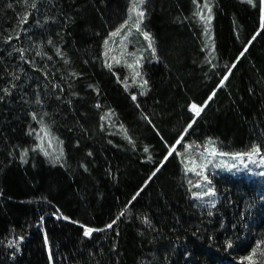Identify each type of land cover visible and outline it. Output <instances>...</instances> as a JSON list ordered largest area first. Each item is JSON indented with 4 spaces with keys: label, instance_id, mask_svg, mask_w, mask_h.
Instances as JSON below:
<instances>
[{
    "label": "trees",
    "instance_id": "1",
    "mask_svg": "<svg viewBox=\"0 0 264 264\" xmlns=\"http://www.w3.org/2000/svg\"><path fill=\"white\" fill-rule=\"evenodd\" d=\"M134 2L0 0V264H264V179L188 165L264 154V0Z\"/></svg>",
    "mask_w": 264,
    "mask_h": 264
},
{
    "label": "rangeland",
    "instance_id": "2",
    "mask_svg": "<svg viewBox=\"0 0 264 264\" xmlns=\"http://www.w3.org/2000/svg\"><path fill=\"white\" fill-rule=\"evenodd\" d=\"M141 4L140 0H135V2L131 5L130 13L135 14V17L138 15V11L140 10L138 8H140ZM140 12H143L142 6ZM137 22L138 23H135L134 26H136L135 30L138 31V26L141 25V22ZM143 36V39L147 41L148 35ZM130 39L131 36H128L127 38H123L122 41L127 42L130 41ZM131 42H133V46L140 48L143 55V48L140 43L134 41ZM121 44L122 43L114 40L111 44L110 53L115 56L113 64L125 66L126 64L132 62V54L127 55L125 48H123V45ZM153 54L155 53L153 52ZM141 58L139 59L140 61ZM194 151L195 153L193 154V159L188 163L189 171L198 176L201 181L197 182L196 185L198 187V191L193 195L203 204L213 203L215 200V193L213 192V186L211 183L213 180L211 178L217 174H231L233 176L243 177L247 180L264 179V154L260 152V148L258 147L250 152L230 154L219 151L213 142H208L203 146L197 147Z\"/></svg>",
    "mask_w": 264,
    "mask_h": 264
},
{
    "label": "snow or ice",
    "instance_id": "3",
    "mask_svg": "<svg viewBox=\"0 0 264 264\" xmlns=\"http://www.w3.org/2000/svg\"><path fill=\"white\" fill-rule=\"evenodd\" d=\"M142 2H143V0H141V3H142ZM134 10H135V9H134ZM138 15L142 18L144 14H143V12H139ZM209 19H210V18H209ZM114 35H115V33H114ZM226 78H227V77H225V79H226ZM133 99H135V97H133ZM192 107H193L194 110H196L197 115H199V111H200V109H196V106H195V105H193ZM113 223H115V221H114ZM109 227H111V225H109ZM92 231H93L92 229H88V230L85 231L84 234H85L86 236H88V235L91 234ZM249 259H250V258H249Z\"/></svg>",
    "mask_w": 264,
    "mask_h": 264
}]
</instances>
